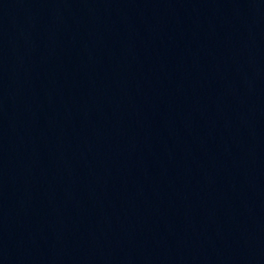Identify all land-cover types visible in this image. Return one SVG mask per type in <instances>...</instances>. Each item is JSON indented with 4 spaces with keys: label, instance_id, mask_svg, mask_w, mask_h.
Returning <instances> with one entry per match:
<instances>
[{
    "label": "water",
    "instance_id": "obj_1",
    "mask_svg": "<svg viewBox=\"0 0 264 264\" xmlns=\"http://www.w3.org/2000/svg\"><path fill=\"white\" fill-rule=\"evenodd\" d=\"M264 196V0H0V264H220Z\"/></svg>",
    "mask_w": 264,
    "mask_h": 264
}]
</instances>
